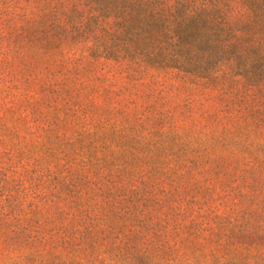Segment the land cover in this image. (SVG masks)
Returning <instances> with one entry per match:
<instances>
[{
    "label": "trees",
    "instance_id": "trees-1",
    "mask_svg": "<svg viewBox=\"0 0 264 264\" xmlns=\"http://www.w3.org/2000/svg\"><path fill=\"white\" fill-rule=\"evenodd\" d=\"M31 48L46 82L35 103L0 88V144L21 111L63 163L0 157L5 251L29 249L51 180L41 264H264V0H0L6 75Z\"/></svg>",
    "mask_w": 264,
    "mask_h": 264
},
{
    "label": "rangeland",
    "instance_id": "rangeland-1",
    "mask_svg": "<svg viewBox=\"0 0 264 264\" xmlns=\"http://www.w3.org/2000/svg\"><path fill=\"white\" fill-rule=\"evenodd\" d=\"M49 20L52 19V13L48 14ZM33 48H31L30 52H21L19 49V54H16V58L13 60L12 64V71L11 75H6L7 70L4 71L3 67L5 62H0V88H9L8 90V99L10 100V93L15 96L19 93H24V87L27 86L29 95L33 96L34 103L38 101V90L43 88V83L46 82L42 79L39 72L41 73V69L44 68V58L42 57V52H35V59H31L30 54H32ZM49 63V62H48ZM51 64H48L50 67ZM50 88H54L53 86V79L49 78ZM11 88V90H10ZM40 95V93H39ZM42 97V96H41ZM53 98V95H51ZM51 101L53 99H50ZM72 102V101H71ZM4 115V114H3ZM5 116V115H4ZM3 116V119H4ZM21 116V120L19 122V117ZM27 114L17 112L15 115L8 116L4 121V125L7 128V132H4L2 138V142L0 144V157L2 161H6L10 159L11 161L15 162V167L21 168L20 166H24V170L32 169L34 174L38 169L39 165L37 161H40L42 158L45 157L47 153V157L44 159L45 166L47 170V174H51L52 179L57 175L60 168L58 167L59 164L63 162L60 161L61 158V150L62 144L60 143L57 134L55 133L53 139L49 142L48 151L45 149L43 150L40 148L39 143L37 141L27 142L30 138L26 137V128L25 125L27 123ZM21 124V125H20ZM17 135L15 134L17 127ZM65 138H61V142H71L76 135L69 136V133L65 135ZM85 137V136H84ZM27 142V143H26ZM44 142V141H43ZM48 142V141H47ZM30 144V147L28 145ZM67 150H70L69 148ZM28 153L31 154V158L28 159ZM21 156V157H20ZM20 162V164H19ZM64 166L66 164H63ZM62 166V165H61ZM60 166V167H61ZM37 168V169H36ZM17 175L14 179L10 182L9 186H12L16 183ZM53 181L50 180L49 189L45 192L47 198L50 200L49 207L40 209L35 208L32 218L33 230L31 232V240L32 244L30 245L29 249H24L23 244L20 246L13 247L10 251H5L6 242L4 243V237L0 238V264H41L42 254L39 252L38 244L40 238L44 236H49L50 234H56L55 228L56 224H58V220L61 219L59 209L56 206H53V197H55L56 192L52 188ZM25 187V183H21L19 190ZM23 192V191H22ZM22 192L18 193L17 197L20 200L22 196ZM40 193L37 195L36 204L35 201L32 202L33 205L38 206ZM27 202L24 206V214L28 212V208L26 207ZM68 207V205H67ZM33 210V208H32ZM66 212V210H64ZM23 214V217H24ZM65 215V214H64ZM65 217V216H62ZM25 236H23V239ZM6 241V239H5ZM22 242V236H21ZM8 243V241H7ZM46 259L47 264H54V255L50 254L48 256H43ZM68 264H73V260L70 257L66 260Z\"/></svg>",
    "mask_w": 264,
    "mask_h": 264
}]
</instances>
